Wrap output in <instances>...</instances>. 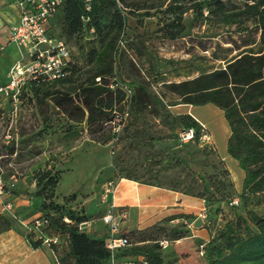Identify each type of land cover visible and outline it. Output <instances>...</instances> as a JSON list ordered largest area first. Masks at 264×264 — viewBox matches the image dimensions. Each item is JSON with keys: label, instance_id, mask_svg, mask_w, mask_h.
Instances as JSON below:
<instances>
[{"label": "rangeland", "instance_id": "obj_1", "mask_svg": "<svg viewBox=\"0 0 264 264\" xmlns=\"http://www.w3.org/2000/svg\"><path fill=\"white\" fill-rule=\"evenodd\" d=\"M134 1L149 5L164 2L167 5L171 0ZM230 1L231 4L244 6L248 0ZM142 12L128 16L124 37L126 54L116 63L113 81L121 86L122 82L130 85L138 79H149L153 92L163 95L168 104H177L180 98L167 93L162 87L163 81L181 82L223 67V59L237 55L239 51L236 48L244 50L247 42H256L253 45L255 49L260 46L259 33L252 30L251 22L232 27L215 22H197L194 25L192 13H188L184 20L186 33L190 35L170 41L162 36L161 16L145 17L141 15ZM54 22L53 38L63 40L59 19ZM248 27L249 32H245L244 29ZM86 37L89 38L88 35ZM4 40V49L0 54V87L11 81L12 67L23 60V51L18 45L15 42L7 44L8 40ZM67 44L75 62L80 67L85 66V54L80 51V45L76 46L74 40ZM43 91L50 96L41 105L29 100L22 101L21 98L13 103L0 94V145L8 144L9 140H14L17 145V154L1 161L6 190L3 201L13 205L17 219L10 218L17 228L26 233L25 225L33 221L36 215L42 214L39 211L41 202L34 197L40 172H51L59 178L49 202L65 210L85 213L100 225L104 224L102 218L107 209L103 202L105 184L110 181L117 183L129 177L141 183L176 189L193 197L203 194L211 201L212 205L207 206V210H197L195 214L188 215L196 217L192 222L181 219L171 224L175 227L170 230L180 231L182 236L188 237L170 242L169 247L165 248V253L171 255L167 261L176 258L178 261L175 264H207L199 252L204 238L192 237L191 228L194 232L207 229L206 217L214 226L222 210L217 200L213 201V198H221L215 194L216 182H233L239 189L244 175L238 161L228 153L230 126L224 112L212 104L172 106L161 117H155L148 111L139 119L131 117L124 133H121L122 130L119 133L120 140H116V137H112L111 125L102 129L100 121L75 123L60 111L57 100L70 96L63 86L53 84ZM115 91V109L123 114L126 103L119 101L118 96L122 93L119 87H115ZM193 117L206 126L209 138L184 142L181 134L193 123L190 119ZM223 157L232 177L225 175V163L221 161ZM232 188L233 185L228 190L230 195L239 196L242 193ZM30 196L34 198L35 205L20 207V203ZM248 210L263 214L264 206L251 201L237 209L225 206L222 212L226 219H232L238 215L246 216ZM50 214L57 215L55 210H50ZM198 219L204 221L202 228L194 226ZM172 254L175 255L173 258Z\"/></svg>", "mask_w": 264, "mask_h": 264}, {"label": "trees", "instance_id": "obj_2", "mask_svg": "<svg viewBox=\"0 0 264 264\" xmlns=\"http://www.w3.org/2000/svg\"><path fill=\"white\" fill-rule=\"evenodd\" d=\"M86 4V0H65L49 25L53 36L52 24L59 19L61 39L66 43L74 40L76 46L80 45L79 49L85 54L86 60L85 66L80 67L71 54L72 61L68 67L70 74L53 83L60 84L70 94L57 100L56 105L60 111L75 123L100 121L102 129L109 125L113 128V125L121 126L123 134L131 117L139 119L148 111L155 117H161L172 106L212 104L224 112L231 132L228 153L245 172L243 191L239 196L228 193L232 185L235 190L233 182L226 184L220 180L215 184V194L221 198H213V201L217 200L222 210L225 206L231 209L244 207L251 201L264 206V0H248L244 6L231 4L230 0H171L167 5L164 2L149 5L134 0H92L89 12ZM137 11H143L141 15L145 17L161 16L162 36L170 41L190 35L186 33L184 20L188 13H192L194 25L197 22H215L232 27L251 22L252 30L259 33L260 46L255 49L253 45L256 42H247L244 50L236 48L239 51L237 55L223 59V67L181 82L163 81V89L180 98L179 103L168 104L163 95L153 92L149 79H138L130 85L122 82L121 86L113 81L116 77V63L126 54L124 37L128 16ZM83 17H88L89 21L84 23ZM249 29L245 28L244 31L249 32ZM84 39L85 43L81 44ZM53 84L28 82L21 90L22 101L38 102L40 105L45 103L50 94L43 89ZM115 87H119L122 92L118 96L119 101L126 103L123 114L115 109ZM128 91L131 92L129 97ZM117 118H120V124H113ZM190 119L193 123L183 133L193 130V139L202 138L208 133L195 117ZM119 133L113 129L112 137L120 140ZM16 154L17 145L14 140L0 145V179L3 181L1 161ZM225 171V175L231 177L226 165ZM128 180L139 182L129 177ZM37 183L34 197L40 200L39 211L42 213L38 218L46 220V225L35 231L33 220L24 233L10 217L0 214V233L16 230L24 234L35 249L46 246L45 238L57 239V243L47 246L55 264H113V261L118 264L177 263L176 258L167 261L171 255L166 254L165 250L169 246L165 249L162 243L186 239L188 236H182L180 231L170 230L175 227L171 226V222L194 217L171 216L162 224L141 230L128 231L121 228L118 237L127 239L128 244L112 251L107 246L108 234L97 237L81 228L82 224L90 220V216L65 210L49 202L59 183L57 175L40 172ZM197 197L205 201L206 210L207 206L212 205L203 194ZM235 200H238V204L234 203ZM124 209L118 208V211L125 212ZM50 210H55L57 215L50 214ZM222 210L214 226L206 217L205 225L210 232V239L202 241L200 247L203 246L202 257L207 264H264V213L248 210L246 216L226 219ZM174 256L172 254V258Z\"/></svg>", "mask_w": 264, "mask_h": 264}, {"label": "built area", "instance_id": "obj_3", "mask_svg": "<svg viewBox=\"0 0 264 264\" xmlns=\"http://www.w3.org/2000/svg\"><path fill=\"white\" fill-rule=\"evenodd\" d=\"M64 1L17 0L19 22L12 27L9 42H15L23 51V60L12 67L10 71L11 81L0 87V94L8 101L19 102L22 87L30 81L53 84L70 74L68 70L72 61L70 47L65 41L54 39L49 30L52 19ZM86 3V10L89 12L92 0H86ZM83 21L86 23L89 18L83 17ZM3 49L4 47L0 44V54ZM97 81H100V79H97ZM130 95L131 92L128 91L127 97ZM116 121L113 124H120V118H117ZM113 126L116 132L122 130L121 126ZM201 126L207 130L205 125L201 124ZM193 138V130L181 134V139L184 142L191 141ZM202 138L204 140L209 137L206 134ZM104 187L103 202L106 204L107 209L102 219L108 228L107 246L110 250L115 251L128 244L127 239L118 237L121 222L126 218V214L125 212H119L118 208L112 204L111 198L114 196L116 183L110 181ZM4 193H6L5 185L3 180L0 179V214L17 219L13 211V205L3 201ZM234 203L238 204V200H235ZM46 223L47 221L44 219L35 218L33 227L35 231H38ZM25 226L28 227V225ZM44 243L50 247L52 243H57V239L45 238ZM162 244L164 248L169 246L168 242ZM200 254L201 256L204 255L203 246L200 248ZM113 264L118 263L113 261Z\"/></svg>", "mask_w": 264, "mask_h": 264}, {"label": "crops", "instance_id": "obj_4", "mask_svg": "<svg viewBox=\"0 0 264 264\" xmlns=\"http://www.w3.org/2000/svg\"><path fill=\"white\" fill-rule=\"evenodd\" d=\"M16 3L17 0H0L1 45L4 43V39L8 40L7 44L9 43L11 29L19 22ZM225 159L223 157L222 161H224L226 169L229 170L232 177V172L228 169ZM244 180L245 172L241 188L237 189L235 186L237 192L243 191ZM111 199L112 204L117 208H125L126 218L122 220L121 228L128 231L141 230L151 225L162 224L165 219L173 215H193L197 210L202 211L205 209V201L201 198L183 194L172 188L128 179H121L116 183V190ZM33 200L34 198L30 196L28 200H24L19 206L33 207L35 205ZM39 216L36 215L35 218ZM194 218L196 219V217ZM192 220L194 219H189L191 222ZM177 221L179 222V220H176L171 223L175 224ZM81 228L97 237H104L108 234V228L105 224L100 225L99 222L96 223L91 219L82 224ZM191 234L192 237L204 238V241L210 239V232L206 228L196 230V232L191 228ZM0 264H55V261L47 246L35 249L24 234L11 230L0 233Z\"/></svg>", "mask_w": 264, "mask_h": 264}, {"label": "water", "instance_id": "obj_5", "mask_svg": "<svg viewBox=\"0 0 264 264\" xmlns=\"http://www.w3.org/2000/svg\"><path fill=\"white\" fill-rule=\"evenodd\" d=\"M194 226H195L196 228H202V227L204 226V221H203L202 219H198V220L195 222Z\"/></svg>", "mask_w": 264, "mask_h": 264}]
</instances>
